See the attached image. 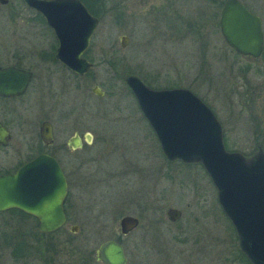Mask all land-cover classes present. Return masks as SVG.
<instances>
[{
  "label": "rangeland",
  "instance_id": "obj_1",
  "mask_svg": "<svg viewBox=\"0 0 264 264\" xmlns=\"http://www.w3.org/2000/svg\"><path fill=\"white\" fill-rule=\"evenodd\" d=\"M169 1L175 6L164 5ZM244 2L250 9L263 11L257 0ZM171 8L180 15V24L173 26V37L166 40V35L163 44L159 34L171 21ZM219 12L220 3L208 0H105L90 46L89 55L95 64L86 77L77 79L55 65L35 63L37 67L31 68L33 80L23 98L28 108L25 104L23 109H16L22 114L15 118L13 142L0 149V171L10 170L30 157L37 124L46 118L52 122L50 150L66 172L85 173L90 178L87 187L90 198H94L92 211L85 212L76 234L68 232L72 248L79 243L89 264H95L89 252L99 239L117 235L118 219L124 215L139 217V226L131 236L144 237L141 244L168 243L172 242L171 237H177L181 243L175 264H244L238 257L234 230L230 229L216 201V191L200 164L167 163L129 90L118 78L137 74L155 90L190 91L205 105L210 104L221 119L227 118L223 124L226 151L251 157L257 149L248 143L255 134L264 154L263 117L256 107L253 117L261 122L256 125L238 103L237 93L243 90L242 81L237 79L239 61L223 46L218 30ZM186 22L195 23L193 29ZM17 27L10 28L19 35ZM6 30L0 25V33L6 34ZM36 31L39 34L35 43L47 48L51 42L49 34L39 24ZM121 34L129 39L125 49L118 46ZM252 82L251 86L264 93V76ZM93 86L103 96H94L90 92ZM260 96L256 102L264 100V95ZM74 131L80 135L89 132L92 143L69 152L65 141ZM166 207L180 211L177 222L166 221ZM157 220L161 222L156 224ZM71 250L69 246L65 258L52 254V264H81ZM140 251L143 255L138 251L137 258L142 263L149 256L155 258L144 255L147 249L141 247Z\"/></svg>",
  "mask_w": 264,
  "mask_h": 264
},
{
  "label": "water",
  "instance_id": "obj_2",
  "mask_svg": "<svg viewBox=\"0 0 264 264\" xmlns=\"http://www.w3.org/2000/svg\"><path fill=\"white\" fill-rule=\"evenodd\" d=\"M35 10L56 40L55 58L76 75L85 74L91 65L81 58L96 20L78 0H21ZM219 1V0H215ZM6 3V0H0ZM219 33L239 54L255 56L261 43L260 21L237 0H226L218 18ZM121 46L125 38L120 37ZM254 48L250 50L248 48ZM30 74L14 68H0V96L20 95ZM125 86L138 110L152 130L167 161L199 163L216 191V201L232 226L237 247L250 264H264V154L262 150L245 160L241 154L227 152L218 122L208 107L186 89L152 90L138 78L128 77ZM92 93L101 96L98 87ZM39 138L48 145V123L39 126ZM6 132L0 127V142ZM75 148L76 145H73ZM66 184L56 160L39 154L22 164L13 174L0 176V211L17 208L39 218L42 232H53L63 222L61 202ZM167 219L180 218L178 210L168 208ZM138 224L134 217L119 221L120 234ZM76 228H70L71 233ZM96 260L103 264H125L121 247L114 242L101 245Z\"/></svg>",
  "mask_w": 264,
  "mask_h": 264
},
{
  "label": "flooded vegetation",
  "instance_id": "obj_3",
  "mask_svg": "<svg viewBox=\"0 0 264 264\" xmlns=\"http://www.w3.org/2000/svg\"><path fill=\"white\" fill-rule=\"evenodd\" d=\"M78 1L86 8L88 13L96 20V27L91 37L89 38L88 46L81 55V58L91 65V68L85 74L80 76L69 71L66 67H64L56 60L55 58V50L57 47L56 40L52 34V31L46 26L44 19L35 10L28 8L26 5L22 3L21 0H15V1L6 0V3L3 4L0 3V25L6 26L7 28L6 34L0 33V68L2 69L14 68V69L22 70L24 72H28L30 74V79L23 93H21L20 95L0 96V127L6 132L5 143L2 144L0 142L1 150L5 149L9 144L13 142V136H12V131L14 130L13 125L17 126L15 118L16 116L22 114V113H18L16 109L17 108L23 109L25 107V104L27 105L28 108V102L23 101V98L27 94V89L30 86L31 80H33V72L31 68L34 66L37 67L35 63L44 67L49 65H55L57 67H60L62 70H65L66 72L70 73L73 77L77 79L86 77L94 68L95 63L93 61L95 59H93L89 55L90 46L91 43L93 42L95 32L97 30L98 24L101 19L100 12L105 0H78ZM208 1L209 3L211 2L220 3V10H221L226 0H219V1L208 0ZM237 1L250 14L257 17L260 21L261 43H260L259 53L255 56H252L250 54L247 55L239 54L226 44L220 33L219 35L223 42V46L226 48V50L231 55L236 57L239 61V65H236L237 79H240L242 81L243 90L237 93L239 95V97L237 98H238V103H240L241 110L242 109L246 110L248 114H250L253 117L256 107H258L259 114L263 117L261 122L264 123V100L261 101L258 99V101L256 102L257 98L261 97L260 95H264V93L261 92L259 90L260 88H257V86L256 87L254 85L251 86L250 84L253 83L252 81H254L255 79L259 80L261 77L264 76V0H257L259 8L263 10L262 12L259 10L250 9L249 6L244 2V0H237ZM164 5H172V7L175 6L174 2H170V1L164 3ZM5 9L7 11L4 12ZM170 11L172 16V18L170 19L171 21L166 29L164 26V32L159 34V36L162 37L161 40H163V44L165 42L166 35L168 37L166 38V40H168L171 36L173 37L174 34L173 26L180 24V15L178 13H175V8ZM38 24L41 25L42 30L47 32L50 36L51 42L47 48H40L41 46H38L35 43V39L38 37L39 34L36 31V26ZM186 25L188 26V28L193 29L195 23L191 24L186 22ZM11 26H18L17 28L19 30V35H16L15 31L11 30L10 28ZM21 33L22 35H20ZM120 37L125 38V43L123 47L121 46ZM27 39H31V43H27ZM117 39H118L119 49H125L129 43L128 37L124 34H121L118 36ZM21 42H24L26 46L25 45L22 46ZM208 45L209 43L206 44L205 46L208 47ZM37 48H39L38 50L40 51L39 53H37L40 59V61L38 60L39 61L38 63L36 62ZM248 49L253 50L254 48L250 47ZM209 61L210 58L207 61L208 64ZM128 77L138 78L145 86L152 89L137 74L129 73L126 74L125 77H118V78H121V80L124 83V80ZM93 87H97V86H93ZM171 89H180V88H171ZM91 90L90 92L92 93ZM162 90H170V89H162ZM100 92L102 93L101 96H103V92L101 90ZM93 95L96 97H101L95 94ZM209 105L210 104L206 106L211 111L215 120L219 124L221 130V140L225 148L226 138H225V129L223 124H225L224 118L225 119L227 118L224 117L221 119L218 113H216L215 110L211 108ZM253 118L254 121L256 122V125L261 123L257 121L255 117ZM42 123H48L50 126L51 141L48 145H45L39 138V126ZM53 136H54V129L52 126V122H50V120H48L47 118L41 119L37 124V128L35 129V131H33V140L31 143V145L34 146L33 154L24 161L16 164L14 167H11L10 170L0 171V176L13 174L22 164L32 160L39 154H46L54 158L60 167L62 176L66 184V193L61 202V212L63 216V222L59 226V228L53 232H42L38 230V226L40 225L52 226V223L47 221L44 223H40L38 217L28 214L17 208H10L0 211V264H52L53 262L52 254L60 255L65 258L68 255L69 246L72 249L71 252H73L74 255L76 254L78 255V260H81V264H89V262L85 260V258H87L85 252L80 251L82 250V246L79 243H77V245H75L72 248L71 245L72 243L70 242V237L68 235V232L71 235L76 234L78 232V229L83 224L82 220L85 217L84 216L85 212L92 211L91 202L94 201V198H90L92 194L89 193V189L87 187L90 183V178L87 177L85 173H82L83 175H85L83 176L82 174L70 173L64 170L63 166L59 162L58 157L50 150L51 147L53 146ZM92 140L93 137L89 132L80 135L77 131H74L65 141V149L68 150L69 152L80 150L84 146H89L92 143ZM73 145H76V147L74 148ZM248 145L256 147L257 150L259 149L261 150V147H263L259 139L255 137V134H254V138L249 140ZM242 157L245 160H249L251 158V157L245 158L244 156ZM168 162H173V161H168ZM72 185L75 188H72ZM168 208L171 207H166L165 212ZM123 217H134L138 221L137 226L133 230L127 232L126 234H120V230H119V221ZM165 218L168 223H175L180 219L179 218L178 220L171 222L167 219L166 215ZM160 222L161 221L157 220L156 224ZM139 223L140 220L138 216H130V215L121 216L118 219L117 235L113 234V236H109L107 238L103 237V239L101 238V240L100 239L99 241L97 240L98 242L94 246L92 252H89L93 255L94 263L103 264L101 261L96 260V254L99 248L101 247V245L106 242H114L121 247L122 254L125 259V264H175L177 253L179 254L178 244H180L181 241L177 237H171L172 242H168V243L164 241L161 242L159 241L157 243L146 242L144 244L143 242V244H141L142 240H144V237L140 238V237L131 236L133 231H135L138 228ZM70 228H76L77 230L75 233H71ZM149 238L150 239L154 238L156 240L161 239V237L157 238L152 236H150ZM123 239H125L124 242ZM84 243L85 241L81 242L82 245ZM138 243H140L141 245L140 247L137 246ZM153 243L154 245H152ZM165 243L166 245H169V247H166ZM87 244L89 243L86 242V245ZM141 247L148 250L147 252L144 253L145 256L149 254V255H153L155 258L149 256L148 261L146 260V262L144 263L138 261L137 256L139 255V252L141 253V255H143V253L140 251ZM139 259L141 260L142 258Z\"/></svg>",
  "mask_w": 264,
  "mask_h": 264
},
{
  "label": "trees",
  "instance_id": "obj_4",
  "mask_svg": "<svg viewBox=\"0 0 264 264\" xmlns=\"http://www.w3.org/2000/svg\"><path fill=\"white\" fill-rule=\"evenodd\" d=\"M170 164V162H167ZM230 224V223H229ZM232 226L230 225V229L232 230L233 228H231ZM233 231V230H232ZM234 232V231H233ZM235 237V236H234ZM236 238V237H235ZM237 252H238V257L241 261L244 262V264H250L246 259L245 257L239 252V250L237 249Z\"/></svg>",
  "mask_w": 264,
  "mask_h": 264
}]
</instances>
